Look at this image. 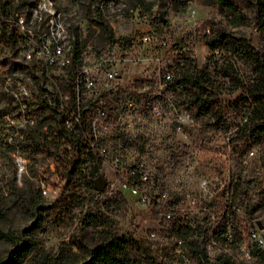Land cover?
I'll return each instance as SVG.
<instances>
[{
	"label": "rangeland",
	"instance_id": "1",
	"mask_svg": "<svg viewBox=\"0 0 264 264\" xmlns=\"http://www.w3.org/2000/svg\"><path fill=\"white\" fill-rule=\"evenodd\" d=\"M101 1L0 0V19L5 22V35L0 36V109L6 120L17 122L23 101L29 103L25 112L34 120L42 114L48 116L55 98H63L61 88L50 79L54 69L43 63L56 56L50 50L47 27L52 10L54 16L59 12V19L82 48L100 53L113 38L136 40L146 29L161 33L166 45H143V51L158 55L160 67L184 57L196 66L206 62L209 51L202 38L206 23L224 22L228 15L214 0H143L151 2L148 9L137 0H112L111 6ZM232 1L251 18L232 29L258 47L253 0ZM100 2L103 13L95 10ZM92 18L102 19L110 36ZM26 32L34 44L32 49L24 46ZM27 50L30 56L25 55ZM103 67L90 70L93 91H80L78 99L84 125L90 123L91 135L100 138L85 141L99 146L91 148L93 157L84 152L83 141L76 145L53 134L56 127L52 122L38 128L40 134L50 135L39 137L34 154L27 155L10 136L4 141L8 153H0V189L6 212L0 217V227L16 233L31 223V209L24 204L27 198L44 207L33 232L42 252L49 256L59 248L77 250V241L91 242L97 230L108 229L127 238L134 264H194L195 255L184 244L175 245L174 235L168 233L169 223L158 222L165 202L171 201L173 216L181 215L197 225L195 233L208 256L230 250L239 264H264L246 248L247 242L264 248V139L258 131L239 128L247 110L245 101H232L239 89L225 86L217 91L220 116L215 120L192 106H181L175 93L163 88L155 57L117 62L118 75L107 85L101 80ZM238 70L244 79L250 74L244 64L239 63ZM153 96L161 100L159 112L147 100ZM42 98L50 102L44 108L38 106ZM93 102H98L100 112L93 111ZM18 156L24 170L16 165ZM132 169L138 172L137 179L131 177ZM91 179L99 185L91 187ZM131 180L147 195V202L127 184L123 186ZM235 187V211L244 240L230 249L217 237L233 235L230 221L223 228L220 215ZM10 245L0 238V257ZM31 255L32 250L19 264H32L28 261Z\"/></svg>",
	"mask_w": 264,
	"mask_h": 264
},
{
	"label": "trees",
	"instance_id": "2",
	"mask_svg": "<svg viewBox=\"0 0 264 264\" xmlns=\"http://www.w3.org/2000/svg\"><path fill=\"white\" fill-rule=\"evenodd\" d=\"M137 1L143 9H148L151 3L143 0ZM214 1L226 9L228 15L225 16L224 22L210 20L206 23L207 29L202 32V38L209 51L206 54L207 61L196 66L189 58L184 57L176 60L173 62L171 77L165 80L163 88L173 91L181 106H192L196 111L207 113L215 120L220 116L217 91L225 86H228V90L238 88L239 92L232 101L247 103L244 120L240 123L239 128L247 127L251 131H258L264 139V0H253L252 4V20L260 33L258 47L254 46L245 34L232 29V26L248 23L251 19L250 16L242 12L232 0ZM92 21L99 28L106 30L110 36L108 25L102 19L92 18ZM4 35L5 22L0 19V36L4 37ZM80 49V44L74 38L68 61L58 64L57 57H55L49 63V67L54 69L50 76L53 84L61 88V93H64L65 90L68 92L66 98H55L50 106L51 110L48 116L42 114L31 123L7 124L4 118L5 111L0 109V153H8V148L3 146L8 136L13 138L21 149L26 150L27 155L36 153L39 137L45 139L50 135L40 134L38 128L45 123L49 125V122H52L56 127L53 134L66 137L76 145L83 141L84 152L93 157V152L85 141L93 139L94 142H98L100 138L91 134L86 137L88 128H78L75 123L65 126L62 122L63 112L74 105L73 81L80 63ZM239 63L246 65L250 71L246 79L242 78L244 74L238 70ZM48 104L46 99L42 98V102H39L38 106L44 108ZM34 107L32 106V108ZM80 113L82 117L83 109H80ZM80 122H84L82 118ZM132 175L137 177L138 173L134 172ZM94 181V179L90 181L93 188L95 187ZM23 188L24 186L20 187L24 195ZM36 193L39 194L38 188H36ZM237 195L238 190L235 187L228 195L224 210L220 215L223 228L230 221L233 235L232 237H217L221 245L228 246L230 249L237 247L244 240L239 228L240 218L235 211ZM3 199V190L0 189V217H4L6 212ZM36 202L24 198V204L31 209V223L21 227L16 233L0 227V238L9 240L11 244L6 253L0 257V264H19L31 250L32 255L28 261L32 264H134L127 248V238L123 234H117L108 229L97 230L96 236L91 242L77 241V250L59 248L51 256L42 252V248L38 244V237L33 229L39 226L44 207L37 205ZM172 204L171 201L165 202V207L171 211ZM152 211L156 216L154 208ZM196 226V224H190L188 220L183 219L181 215L173 216L171 211L168 233L180 238L182 244L195 255L194 264H239L230 250H219L212 256H208L195 233ZM246 248L248 253L259 257L264 263L263 247L259 246L257 242H247Z\"/></svg>",
	"mask_w": 264,
	"mask_h": 264
},
{
	"label": "built area",
	"instance_id": "3",
	"mask_svg": "<svg viewBox=\"0 0 264 264\" xmlns=\"http://www.w3.org/2000/svg\"><path fill=\"white\" fill-rule=\"evenodd\" d=\"M101 1V0H100ZM102 2V1H101ZM101 2L95 6V10L98 13H103V6ZM104 2L111 6L113 3L112 0H104ZM54 10L51 12V17L49 18V21L47 22V27L50 32L51 37V53L56 55L54 57L49 56L48 60H45L43 63L45 66H49V63L52 61L53 58L57 57V63L62 64L68 61L69 59V53L71 50L73 37L68 32V26L61 22V19H59V12L56 11L55 16L53 15ZM23 26V24L21 23ZM27 31H30V28H26ZM24 38H26V43L24 44L25 48L32 49L33 43L31 39L29 38V33L26 32L24 34ZM166 38L157 31L153 29H146L142 31L136 40H132L131 38L123 39V38H113L110 39L104 50L100 51L98 50H87L85 48L80 49V63L78 65V68L74 75V81H73V90H74V105H71L69 107V110L63 112V119L62 122L65 126H70L73 123L77 125L78 128H88V134H91V132L94 134V129L91 127L90 123H86L84 125V122L81 123V113L79 107V92L82 90H90L94 86V77L91 75L90 70L92 68L94 69H101V67L104 68L103 76H102V82L107 85L109 81H111L113 78L116 77L117 70L114 68V64L117 62H123V61H136V60H151L152 57H155V62L157 65V73L159 75V80H161L163 83H165V80L170 79L172 74V68L174 66V63L165 64L164 67H160L158 63V55H153L148 53V51H143V45L150 44L152 46H159L162 47L166 45ZM91 53H90V52ZM216 51V49H214ZM60 54V56H58ZM26 56H30V51L27 50L25 53ZM90 55L95 56V59H90ZM47 61L48 65L45 63ZM13 95L17 96V91H11ZM68 91L65 90L63 93V98H66ZM11 94V95H12ZM59 98H62L59 96ZM148 102H150V107L153 111L159 112L161 107V100L159 96H153L152 98L148 99ZM48 103H50L47 100ZM82 102V101H81ZM169 105H172L170 102H168ZM23 107L21 108L22 113L19 114V119L17 122H10L12 121V118H8L9 120H6L7 124L14 123L16 125L23 124V123H31L32 116L28 114V112H25V107H28L29 103L27 104L26 101H23ZM92 109L95 112H100L102 109L100 108V105L98 102H93ZM102 121V125H103ZM87 125V126H86ZM105 126V125H103ZM90 148L98 149L99 146L92 145V143L89 144ZM16 165L20 169H25L24 162L21 157H17L16 159ZM134 169L131 170V175L134 174ZM138 173V172H137ZM139 176V174H138ZM137 176V177H138ZM131 177H134L133 175ZM135 177V178H137ZM126 184L129 186V189L132 192L138 193V197L141 199L142 202H147L149 199L147 195L142 191L139 190L138 186L136 185V182H133L131 180L130 183H124L123 186H126ZM44 191V189H41ZM154 202V200H153ZM171 217V211L169 208H166L159 212L158 216V222L160 224H168L169 219ZM152 233V232H151ZM175 245L180 248V245H182L181 239L178 237L174 238ZM182 255V254H181Z\"/></svg>",
	"mask_w": 264,
	"mask_h": 264
},
{
	"label": "water",
	"instance_id": "4",
	"mask_svg": "<svg viewBox=\"0 0 264 264\" xmlns=\"http://www.w3.org/2000/svg\"><path fill=\"white\" fill-rule=\"evenodd\" d=\"M97 185H99V183L97 181H94V186L96 187Z\"/></svg>",
	"mask_w": 264,
	"mask_h": 264
}]
</instances>
